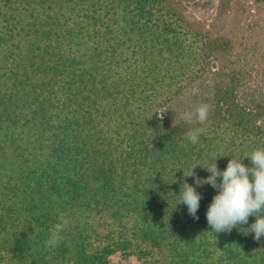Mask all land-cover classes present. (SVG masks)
I'll use <instances>...</instances> for the list:
<instances>
[{"label":"trees","instance_id":"1","mask_svg":"<svg viewBox=\"0 0 264 264\" xmlns=\"http://www.w3.org/2000/svg\"><path fill=\"white\" fill-rule=\"evenodd\" d=\"M208 3L0 0V264H264V236L243 233L255 216L211 231L218 189L197 186L198 219L177 204L193 165L264 148V74L190 18ZM201 103L206 123L184 122Z\"/></svg>","mask_w":264,"mask_h":264},{"label":"clouds","instance_id":"2","mask_svg":"<svg viewBox=\"0 0 264 264\" xmlns=\"http://www.w3.org/2000/svg\"><path fill=\"white\" fill-rule=\"evenodd\" d=\"M168 109H165L160 117ZM174 110V109H173ZM175 111V110H174ZM210 106L201 103L193 111H185L182 119L186 123L197 122L201 125L208 120ZM206 132V128L200 127L187 133V139L192 144L199 142V137ZM230 156L231 155H223ZM219 158V157H218ZM215 162L211 166L195 164L184 177H195V184H189L187 180L181 185L180 196L177 204L187 206L191 216L198 219V209L202 194L197 191V186L210 184L218 189L210 203L206 217L208 225L214 234L227 232L230 233L234 228L248 224L249 217L255 216V221L251 224L245 235L254 233V239L259 241L264 236V148L256 149L245 154L243 159H229L227 167L221 171ZM245 158H250V165L245 164ZM197 166L204 167L210 175L207 178H201L195 174ZM218 178H222L218 180ZM176 204V205H177ZM69 220L60 214L57 223L50 229L48 239L45 241V247L54 249L59 246L62 233L68 226Z\"/></svg>","mask_w":264,"mask_h":264},{"label":"rangeland","instance_id":"3","mask_svg":"<svg viewBox=\"0 0 264 264\" xmlns=\"http://www.w3.org/2000/svg\"><path fill=\"white\" fill-rule=\"evenodd\" d=\"M218 1L208 0L205 7L192 6L188 15L192 20L207 24L214 35L230 39L232 58L235 61L245 56L244 61L239 60L240 63L264 74V4L255 0H232L225 17L217 21ZM125 264L141 263L135 256H130Z\"/></svg>","mask_w":264,"mask_h":264}]
</instances>
